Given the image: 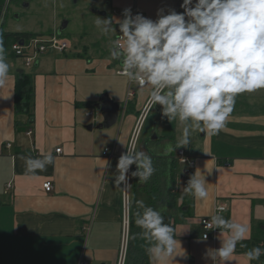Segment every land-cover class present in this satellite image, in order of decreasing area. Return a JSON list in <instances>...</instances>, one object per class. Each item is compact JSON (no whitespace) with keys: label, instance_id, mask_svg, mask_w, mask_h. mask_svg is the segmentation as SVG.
<instances>
[{"label":"crops","instance_id":"1","mask_svg":"<svg viewBox=\"0 0 264 264\" xmlns=\"http://www.w3.org/2000/svg\"><path fill=\"white\" fill-rule=\"evenodd\" d=\"M181 3L10 0L0 32L40 39L57 36L70 48L49 50L31 67L7 55L11 79L0 89V264H119L126 219V264H152L147 242L136 235L142 231L135 224L136 214L143 211L137 200L157 210L166 206L161 215L171 217L181 244L176 255H184L168 264H214L207 251L218 249L227 233L221 236L217 229L204 240L201 221L217 214L220 205L227 206L220 213L226 219L250 226V238L244 241L264 242V90L238 96L227 127L218 135L193 132L188 147L165 156L164 146L176 145L183 125L160 119L154 107L147 113V93L119 75L120 62L111 59L110 42L119 33L102 35L95 25L96 17L122 19L126 8L155 20L161 8L165 14L169 8L182 12ZM23 73L33 77V119L15 108L16 84ZM103 94L121 106L119 122L109 129H97L103 118L96 104ZM138 130L143 139L136 150L153 157L156 172L143 184L130 174V187L123 190L124 185L114 184L116 164ZM49 151L54 165L38 172V178L26 176L19 157L35 158ZM179 151L193 165L181 163ZM136 170L133 165L131 173ZM196 171L208 183L206 200L183 193ZM47 181L54 185L49 193L43 189ZM244 253L236 247L228 264H249ZM261 263V258L250 262Z\"/></svg>","mask_w":264,"mask_h":264},{"label":"clouds","instance_id":"2","mask_svg":"<svg viewBox=\"0 0 264 264\" xmlns=\"http://www.w3.org/2000/svg\"><path fill=\"white\" fill-rule=\"evenodd\" d=\"M180 8L182 12L169 8L166 14L165 9H158L155 20L139 13L133 15L131 8L123 11L122 19L95 20L102 35L119 33L110 42L111 59L120 62V75L147 93L146 111L160 105L168 121L178 120L183 125L176 145L164 146L165 156L177 148L188 147L193 132L218 135L227 127L238 96L264 90V0H182ZM9 73L4 35L0 32V89L7 88ZM135 143L133 139L116 164L114 184L117 188L124 185L123 190L130 187L127 174L131 166L137 169L131 176L138 177L141 184L156 172L153 157L143 150L137 151ZM19 158L25 163V175L32 179L55 163L50 151L40 157ZM181 162L185 163L183 159ZM207 184L205 176L196 171L183 193L206 200ZM131 204L129 200V207ZM135 204L143 209L136 214L135 224L142 229L136 235L147 242L152 264H168L175 257L184 256L176 255L177 248H181L176 229L165 223L161 215L166 206L157 210L146 206L143 200ZM223 211L220 208L205 225L215 226L221 236L227 233L218 249L207 251L214 264L217 259L219 264L231 262L237 244L246 247L241 242L250 238V226L226 219L220 214ZM262 255L264 248L259 246L244 253L249 264Z\"/></svg>","mask_w":264,"mask_h":264},{"label":"built area","instance_id":"3","mask_svg":"<svg viewBox=\"0 0 264 264\" xmlns=\"http://www.w3.org/2000/svg\"><path fill=\"white\" fill-rule=\"evenodd\" d=\"M7 1L9 2L10 0H7ZM138 13L142 14L145 17V15L143 13H140L136 10L132 14L136 15ZM69 48H70V44L68 41L61 39L57 36H54L50 39L33 38L29 41L16 42L12 45L11 52L16 57L24 59L27 67H31L40 55L48 52L49 50H53V51H57V52H65ZM120 72H121V70L118 72L119 75H120ZM130 95H132V93H130ZM148 112L149 111H147V113ZM147 113H146V115H147ZM90 115L93 116L94 112H91ZM139 133H140L139 130L136 131V134L133 137V139H135V141H136L135 148L137 145V139H138ZM28 134L31 135L32 131H29ZM132 141H131V143H132ZM8 147L9 148L11 147L10 144H8ZM57 153H61V149L57 150ZM178 156H179L180 162H181V159H183L185 161L184 164L193 165V162L186 156L184 151H179ZM132 167L133 166L130 167L129 173L127 174L128 177L131 174ZM43 189L45 192H48V193L52 192L54 189V185H53L52 181L45 182L43 184ZM220 208H223L224 211L227 210L226 205H220L217 209V212ZM209 221H210V219H202V221H201L202 227L205 231L204 235L207 236V239H209L210 234L212 232L217 231L215 226H213L212 228H206L205 227L206 223H208ZM129 234H130L129 222L126 219L125 220V228H124V232H123V241H122V248H121V255H120L119 264H126V258H127V253H128V244H129ZM204 235H203V238H204Z\"/></svg>","mask_w":264,"mask_h":264},{"label":"trees","instance_id":"4","mask_svg":"<svg viewBox=\"0 0 264 264\" xmlns=\"http://www.w3.org/2000/svg\"><path fill=\"white\" fill-rule=\"evenodd\" d=\"M10 5V1L7 0H0V25H1V17L3 12L8 9ZM4 35V46L6 49V55H10L13 58H17L12 52L11 47L16 42L21 41H29L33 38H37L36 35L33 34H26V33H5L3 30ZM33 104H34V85H33V77L30 74L23 73L19 75L16 90H15V105H16V112L18 114H26L31 119H33ZM165 223H171L170 216H164ZM246 247H241L240 243L237 244V249L239 251L247 252L249 249L253 247H263L264 242L261 240H248L242 241ZM262 259V263L264 264V255L260 257Z\"/></svg>","mask_w":264,"mask_h":264},{"label":"water","instance_id":"5","mask_svg":"<svg viewBox=\"0 0 264 264\" xmlns=\"http://www.w3.org/2000/svg\"><path fill=\"white\" fill-rule=\"evenodd\" d=\"M97 111L100 112L103 122L97 126V129H109L117 125L120 119L121 106L116 103L108 94H103L96 104ZM154 109L161 114L160 119H163L162 107L155 105ZM89 130L93 129V125L88 127ZM157 138V135H155Z\"/></svg>","mask_w":264,"mask_h":264},{"label":"rangeland","instance_id":"6","mask_svg":"<svg viewBox=\"0 0 264 264\" xmlns=\"http://www.w3.org/2000/svg\"><path fill=\"white\" fill-rule=\"evenodd\" d=\"M12 12H13V9L10 10V13H12ZM9 19H12V16L11 15L9 16ZM19 61H21V60H19ZM142 139H143V134H139L138 139H137V145H136V147L140 144V142L142 141Z\"/></svg>","mask_w":264,"mask_h":264}]
</instances>
